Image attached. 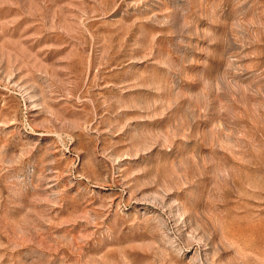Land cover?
<instances>
[{"label":"rangeland","instance_id":"obj_1","mask_svg":"<svg viewBox=\"0 0 264 264\" xmlns=\"http://www.w3.org/2000/svg\"><path fill=\"white\" fill-rule=\"evenodd\" d=\"M0 264H264V0H0Z\"/></svg>","mask_w":264,"mask_h":264}]
</instances>
